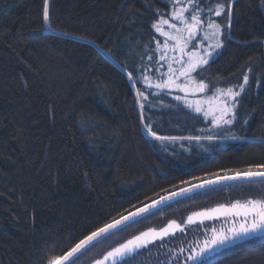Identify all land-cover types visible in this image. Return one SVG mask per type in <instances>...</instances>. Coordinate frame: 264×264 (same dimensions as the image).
<instances>
[{"label": "trees", "instance_id": "trees-1", "mask_svg": "<svg viewBox=\"0 0 264 264\" xmlns=\"http://www.w3.org/2000/svg\"><path fill=\"white\" fill-rule=\"evenodd\" d=\"M44 6V0H0V264H47L69 250L70 240L187 186L182 181L258 171L254 166L264 164L261 0H235L231 39L195 74L207 85L203 95L212 97L243 83L248 73L230 133L217 129L211 142L178 141L168 151L147 136L135 103L136 88L144 84L130 87L127 75L142 64L153 67L149 57L161 41L152 24L169 14L170 0H48V24ZM151 101L155 107L144 115L161 133L208 134L210 118L183 104L161 107L176 105L169 95ZM243 186L202 193L155 213L75 264H93L134 236L162 229L183 208L225 200ZM173 236L156 239L121 264H177L178 251L171 250L186 237ZM204 262L264 264V238Z\"/></svg>", "mask_w": 264, "mask_h": 264}, {"label": "snow or ice", "instance_id": "snow-or-ice-1", "mask_svg": "<svg viewBox=\"0 0 264 264\" xmlns=\"http://www.w3.org/2000/svg\"><path fill=\"white\" fill-rule=\"evenodd\" d=\"M170 3L172 7L170 17L160 19L152 24V28L158 33V36L163 37V43L158 41L155 54L149 57L154 62L153 67L148 68L142 64L138 69H129L127 75L130 87L136 88L137 84H144V88H136L135 103L140 110L139 118L147 136L159 142L164 151H168V145L178 141L187 140L199 143L201 140H208L211 142L218 137V133L215 132L217 129L230 133L238 116L237 105L239 100L237 98L241 96L249 83V75L245 72L243 83L235 87L228 86L226 89H217L212 98L207 101V108L204 106L205 101L192 99L196 94L204 93L207 88L203 81H195L192 73L208 65L212 57L218 55L219 50L224 47L225 40L231 39V22L234 15L235 0H217L214 7L211 6L212 0H170ZM261 3L264 4V0H261ZM44 5L43 21L48 24L50 20L48 0H44ZM212 16H225L226 22L221 24L211 19ZM204 41H209L206 47ZM164 65L167 66V71L161 72L160 69ZM151 72L159 74L156 77V82H153V78L149 74ZM164 95L172 96V99L177 103L176 105H161V107L178 108L180 104H183L186 108L203 116L205 121L210 118L211 128L208 130V134L183 136L161 133L152 117L145 116L144 113L155 107L151 101L152 97L162 100ZM221 97L223 98L222 103L220 102ZM213 101H217L215 107H213ZM192 119L195 120L196 117H192ZM160 123L163 121L161 120ZM229 138L237 139L238 137L229 135ZM254 167L259 170L253 171L250 167L246 172L237 171L231 175L194 185H190L189 181H182V183L190 186L160 197L151 204L145 205L128 215H121L119 219H114L103 226H96L95 230H89L78 241L70 240L71 247L69 250L61 255L52 256L47 264H75L78 254L88 250L90 246H95L94 242L99 243L102 237H107L120 225H126L130 219L135 220L137 217H142V214L151 208H156L161 203H167L178 196L187 197L189 193L204 188L206 185L218 184L221 180H253L257 177H264V164ZM221 215L238 219L242 217V220L238 225L234 223L232 227L226 230L218 231L212 228L210 236H206L202 244L190 250L185 259V264L188 262L205 264L204 257L211 256L217 249L249 235L264 234V200L259 199H249L244 204L234 203L229 207L221 205L206 211L194 212L188 216L187 222L193 224L197 222L196 218H201L199 222L203 223L204 220L216 219ZM170 230H172L171 233ZM174 230L183 231L184 229L173 221L159 231L142 232L140 235L134 236L107 251L102 258L95 260V264H121L126 257H130L141 248H146L156 239L162 240L169 234H174Z\"/></svg>", "mask_w": 264, "mask_h": 264}, {"label": "rangeland", "instance_id": "rangeland-1", "mask_svg": "<svg viewBox=\"0 0 264 264\" xmlns=\"http://www.w3.org/2000/svg\"><path fill=\"white\" fill-rule=\"evenodd\" d=\"M171 11H172V9H171ZM171 11L164 18L170 17ZM160 19H163V18H160ZM211 19H214L221 24L223 22V20L220 19V17L212 16ZM155 34L158 36V33L155 32ZM159 39H160L161 43H163V37H159ZM196 42H199V41H196ZM208 43H209V41H204V46L206 47ZM169 55H171V53H169ZM215 56L216 55H214L212 57L210 62L215 59ZM160 71L161 72L167 71V66L164 65L160 69ZM197 71L192 73V77L194 78L195 81H200L201 80L200 77L199 78L195 77V74L197 73ZM153 82H156L155 78H153ZM181 95H183V94L181 93ZM202 95H203V93H198L194 97H192V99L193 100H195V99L203 100V101H205L204 105H207V101L210 100L212 97L211 96L209 97L207 95H203V96ZM220 102L221 103L223 102L222 97L220 98ZM216 103H217V101H213V107H215ZM238 188H240V187L233 188V191H231L230 194L229 193L227 194L225 200L224 199L223 200H216L214 198L209 199L208 201L205 200L203 203H198V204H194V205L188 206L186 208H183V210H181L178 213L181 215L176 220L175 219H171L170 221L168 220L169 223L175 221L184 230L183 231L174 230V234H169L165 238H168V237L172 238V237H174L173 235H177V234H183L184 237H186L182 246L180 243L178 245V247H175V250H171V251H175V252L178 251L177 253L179 254L180 258H179V256L174 254L175 259L179 258L177 264H185V259L189 255L190 250H192L193 248H196L198 245L202 244L203 240L206 238V236H210V234H211L210 230L212 228H215L218 231L226 230V229L232 227L234 223L238 225L239 222L242 220V217L238 219L235 217L221 215L219 218H216V219L204 220L203 223L199 222L201 218H196L197 219L196 223L188 224V222H187L188 216L192 215L194 212L206 211L208 209L220 207L221 205H223L225 207H229L234 203L244 204L249 199L264 200V183L248 184L246 186L241 187L240 190ZM167 224L164 227H166ZM155 229H158V228H151L150 230H155ZM171 231L172 230H170V233H171ZM258 238H264V234H257L255 236L249 235L246 238L236 240L234 243H230L223 248L217 249L216 252L211 254V256L204 257V261L207 260L208 258L216 255V254H220V253L226 251L227 249H230L235 244L246 243L247 241H250L249 239L254 240V239H258ZM93 264H95V263H93ZM188 264H191V262H188Z\"/></svg>", "mask_w": 264, "mask_h": 264}, {"label": "water", "instance_id": "water-1", "mask_svg": "<svg viewBox=\"0 0 264 264\" xmlns=\"http://www.w3.org/2000/svg\"><path fill=\"white\" fill-rule=\"evenodd\" d=\"M229 175H231V174H229ZM224 176H226V175L217 176V177H214V178L206 179V180H203V181H200V182H196V183H193V184H190V185H194V184H197V183H203L205 181L218 179V178H221V177H224ZM259 183H264V177H257V178H254L253 180H231V181H223V180H221V182L218 183V184L206 185L204 188H200V189H197L195 192L189 193L187 197L186 196H178L174 200H170L167 203H161L156 208H151L148 212L143 213L142 217H137V218H135V220H131L130 219L128 222H126V225H120L116 230H113V233L108 234L107 237H102L99 243H101L105 239L109 238L110 236L118 233L119 231H121V230H123V229H125V228H127V227H129V226H131V225H133V224H135V223H137V222H139V221H141V220L153 215V214H155V213H158V212H160V211H162V210H164V209H166L168 207H171V206L176 205L178 203H181L183 201L189 200V199H191V198H193V197H195V196H197L199 194L207 193V192L213 191V190L224 189V188H228V187H234V186H239V185H248V184H259ZM190 185H187V186H184V187H181V188L189 187ZM181 188H179V189H181ZM179 189H176V190L170 191L168 193L162 194L161 196L156 197L155 199H153V200L145 203L144 205H142V206L130 211L129 213L134 212L137 209H139V208H141V207H143L145 205L151 204L153 201L158 200L160 197L168 195V194H170L172 192L179 191ZM189 197H191V198H189ZM129 213H127L125 215H128ZM258 239H261V238H258ZM258 239H254V240H258ZM249 240L253 241V239H249ZM250 241H247V242H250ZM99 243H95L94 242L95 246L97 244H99ZM242 244H244V243H242ZM238 245H240V244H235L232 247L238 246ZM93 247L94 246H90L88 250H90ZM88 250H84V251H82L81 254H78V257L76 258V260L81 255L86 253Z\"/></svg>", "mask_w": 264, "mask_h": 264}]
</instances>
